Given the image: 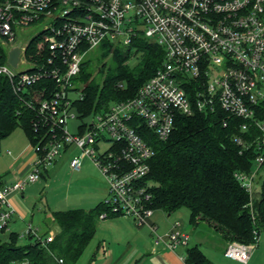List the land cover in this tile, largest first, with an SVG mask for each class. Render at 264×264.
<instances>
[{
  "label": "built area",
  "instance_id": "obj_1",
  "mask_svg": "<svg viewBox=\"0 0 264 264\" xmlns=\"http://www.w3.org/2000/svg\"><path fill=\"white\" fill-rule=\"evenodd\" d=\"M38 22L47 32L44 56L29 60L25 46L18 45L13 67L8 52L17 33ZM138 36L163 49L161 65L133 96L92 110L91 121L69 133L67 120L76 117L73 104L82 97L76 77L84 58L104 41L127 46ZM0 77L26 99L38 133L30 170L4 185L0 180V232L9 230L13 213L8 194L39 180L68 146H75L79 154L70 167L79 169L86 158L98 168L112 212L147 225L154 245L169 250L186 245L187 233L160 236L148 222L153 208L146 175L154 151L138 129L164 140L177 115L196 112L220 110L241 119V131L257 129L254 169L235 174L252 207L254 177L264 165V0H0ZM19 235L39 238L30 223ZM256 245L232 240L223 254L236 264H251Z\"/></svg>",
  "mask_w": 264,
  "mask_h": 264
},
{
  "label": "trees",
  "instance_id": "obj_2",
  "mask_svg": "<svg viewBox=\"0 0 264 264\" xmlns=\"http://www.w3.org/2000/svg\"><path fill=\"white\" fill-rule=\"evenodd\" d=\"M46 34L43 31L30 39L26 48L29 58L40 50L36 59H42L45 45L41 42ZM103 44H107L106 49L95 58L83 60L76 77L82 97L73 105L80 118L106 107L109 102L133 96L161 65L164 55L160 46L141 36L127 46H114L110 41L100 46ZM131 51L137 53L134 65L125 63ZM106 56H111L108 64L104 60ZM96 73L101 75L100 80ZM25 100L0 77V139L19 127L31 145L38 140L31 123L35 113ZM240 123L241 119L220 110L188 116L179 114L173 130L164 140L139 127L138 133L154 151L146 175L150 206L165 212L185 207L189 210L190 224L196 228L215 232L227 243L232 240L256 242L264 217V165L254 177L256 195L249 207V194L235 174L250 173L254 169L257 152L252 140L258 132L254 127L241 131ZM111 215L115 213L105 199L87 210L55 211L52 216L59 232L51 241L28 235L27 244L17 245L18 234L10 233L8 241L0 242V264H74L93 237L98 219ZM207 263L197 246L186 250L185 264Z\"/></svg>",
  "mask_w": 264,
  "mask_h": 264
},
{
  "label": "crops",
  "instance_id": "obj_3",
  "mask_svg": "<svg viewBox=\"0 0 264 264\" xmlns=\"http://www.w3.org/2000/svg\"><path fill=\"white\" fill-rule=\"evenodd\" d=\"M28 144L30 145L24 133L20 143H15L11 152L7 150L4 153L12 155L14 158L12 164V171L14 172L7 178L0 176L1 184L13 182L30 170L34 154ZM62 153L51 165L52 167L50 166L51 173L53 175L71 174L79 180L69 184L63 197L55 202L56 205L50 206L51 204H49L44 215L42 213L40 215V211H35V204L30 202V192L27 191V194H25V187L21 191L10 192L8 202L13 208V213L9 230L0 232V242L8 241L10 233L18 234L19 231L24 229L23 224L28 223L33 226L39 238H50L49 241H51L59 232V226L52 216L53 212L67 209L87 210L94 207L103 198L105 199V194L108 193L107 184L105 185L97 176L96 179L93 176L88 179V175L83 179L87 175V171H95L91 162L83 158L80 168L77 170L72 169L69 164L70 160L79 154V150L75 146H68ZM43 184L44 187H47L46 182H43ZM40 185L41 182L38 180L31 183L30 188L39 187ZM181 208L172 212L153 209L148 222L156 227V233L160 236H164L173 230L187 233L189 238L186 245H179L173 250L166 248L163 243L154 245L153 234L147 225L137 224L128 215L115 214L98 219L93 237L74 264H185L186 250L192 246H197L202 251L208 260L207 264H209L210 261L202 250V245H209L222 255L227 242L213 235L210 230L204 227L196 228L192 226L189 222V210L186 209L185 211ZM182 223L184 225H181ZM20 237L23 236L18 234L17 239ZM258 238L260 242H257L250 256L251 264H264V217ZM207 242L211 244H207ZM224 258H226L225 262L217 259L216 264H236L234 260L223 254Z\"/></svg>",
  "mask_w": 264,
  "mask_h": 264
},
{
  "label": "rangeland",
  "instance_id": "obj_4",
  "mask_svg": "<svg viewBox=\"0 0 264 264\" xmlns=\"http://www.w3.org/2000/svg\"><path fill=\"white\" fill-rule=\"evenodd\" d=\"M43 31H46V30H43V23L38 22L34 25H31L29 27L24 28V30H21L17 33V35H19L20 37L18 36L16 45L25 46V49H24L25 54L24 55L27 59L32 60V61H38V62L40 61V60L36 59V57H38L37 54H40V53L34 52L32 57L29 58V56L26 54V48H27V45H28L30 39L32 37L40 34ZM106 45L107 44H103V45L97 47L96 49L90 51L89 54L84 58V60L86 61L88 58L91 59L92 57L95 58L97 55H99L102 51H104L106 49ZM113 45L114 46H122L119 44H113ZM110 59H111V56H106L104 58V60L107 62V64L110 61ZM125 63H129L130 65H134L135 63H137V53H134L133 51H131L129 53V56H128L127 60L125 61ZM22 67H25V66L21 65L19 68H22ZM95 76L98 80L101 79L100 74L96 73ZM79 84L83 85V83H79ZM110 103H112V102H109V104ZM76 112H77L76 110L73 111V114H75L76 117L69 118L67 120V124H66L67 125L66 126L67 131L71 134H77L79 131V126L82 123H89L91 121L90 115L87 114V115L80 118V117H78ZM23 134H24L23 130L18 127V128H15L7 137L0 139V176H3V178L4 177L7 178L10 174H12L14 172V171H12V166H13L12 164L14 162V158L12 157V155L4 154V153H6L7 150H10V152H11L13 145L15 143H20L21 138H23ZM106 145H107L106 142L102 143V147H105ZM29 147H30L31 151H33L31 144L29 145ZM33 154H34V152H33ZM91 164L95 168V171L94 172L93 171L92 172L87 171L88 173H87V175H85L83 177V179H85L88 175H89V177H87L88 179H91L92 176L96 179V176H97L98 179L103 181L106 185V181H105L104 177L101 175L98 168H96V166L92 162H91ZM50 166H48V168L46 169L47 171L45 173H43V176L39 178V181L41 182V185L39 187L30 188L31 183H28L25 185V194H27V191L30 192L29 193L30 202L31 203L34 202L35 211L36 210L40 211V215H41V213H42V215L45 214V212L47 211V208L49 207V204H51L50 206H54L55 202L59 198L63 197V194L66 193V191L68 190L69 184H73V182L75 180H79V179H75L76 177L71 176V174L70 175H65V174L53 175L50 171L52 166L51 167ZM262 171H263V169H262ZM43 182H46V184H47V187L45 186L46 188L44 187ZM42 190H44V191H42ZM105 196L107 197V193L105 194ZM47 203H48V205H47ZM181 209L186 211L187 208L182 207ZM22 224H23V222H22ZM25 225L26 224H23L24 229H25ZM181 225H184V224L182 223ZM23 230L19 231L18 234L22 233ZM214 233H213V235H217ZM27 236L28 235H25L23 237L18 238L16 241V244H18V245L27 244L30 241ZM209 241L211 242V239ZM257 242H260L259 238H257ZM207 244H211V243L207 242ZM201 248L204 251V253L207 255V257L210 261L209 264H216L217 259H221L222 261L225 262L226 258L223 259V254L222 255L219 254L215 249H213L209 245L204 244V245H202ZM228 261H230V260L228 259Z\"/></svg>",
  "mask_w": 264,
  "mask_h": 264
},
{
  "label": "water",
  "instance_id": "obj_5",
  "mask_svg": "<svg viewBox=\"0 0 264 264\" xmlns=\"http://www.w3.org/2000/svg\"><path fill=\"white\" fill-rule=\"evenodd\" d=\"M20 55V47L18 45H14L8 52V62L16 67L18 65V59Z\"/></svg>",
  "mask_w": 264,
  "mask_h": 264
}]
</instances>
